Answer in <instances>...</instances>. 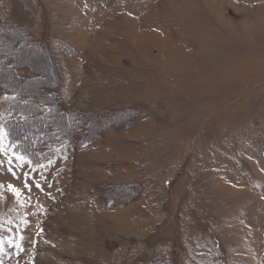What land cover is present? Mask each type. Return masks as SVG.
I'll use <instances>...</instances> for the list:
<instances>
[{
	"label": "rangeland",
	"instance_id": "1",
	"mask_svg": "<svg viewBox=\"0 0 264 264\" xmlns=\"http://www.w3.org/2000/svg\"><path fill=\"white\" fill-rule=\"evenodd\" d=\"M0 264H264V0H0Z\"/></svg>",
	"mask_w": 264,
	"mask_h": 264
},
{
	"label": "snow or ice",
	"instance_id": "2",
	"mask_svg": "<svg viewBox=\"0 0 264 264\" xmlns=\"http://www.w3.org/2000/svg\"><path fill=\"white\" fill-rule=\"evenodd\" d=\"M13 191H15V190L13 189Z\"/></svg>",
	"mask_w": 264,
	"mask_h": 264
}]
</instances>
